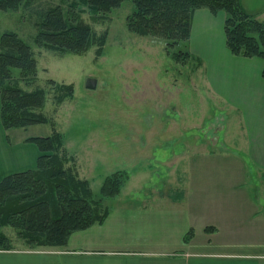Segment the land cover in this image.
<instances>
[{"label": "rangeland", "instance_id": "1", "mask_svg": "<svg viewBox=\"0 0 264 264\" xmlns=\"http://www.w3.org/2000/svg\"><path fill=\"white\" fill-rule=\"evenodd\" d=\"M71 2L27 0L15 12L0 11V37L5 32L16 33L30 45L37 61L34 83L20 82L19 85L26 91L46 90L42 114L53 121V125L39 124L11 130L7 132L11 140L47 137L56 130L63 135L67 152L75 158L80 178L89 182L96 195L107 176L117 171L126 172L128 180L119 199L104 202L108 209L119 201H127L134 192L155 190L178 196L185 194L186 159L195 162L193 169L189 168L186 173V177L195 173V189L199 187L202 192L212 195L223 192L227 185L226 182L221 184L220 180L215 184V166L223 163V168H231V161L236 163L232 159L237 157L234 155L242 146L238 129L243 136V122L238 112L225 107L212 94L206 71L196 70L195 63L185 66L175 63L166 55L162 41L129 33L126 18L133 11L131 1L123 2L106 17L95 20L79 2L77 9L83 11L84 22L96 35H107L100 58L96 59V47L82 56L64 57L40 49L34 42L38 32L35 23L40 14L51 6L66 8ZM241 2L249 15L264 22V0ZM218 15L217 22L222 24L225 16L223 13ZM210 36L215 47L223 46V37L220 39L218 32ZM206 46L203 47L206 49ZM91 78L96 80L94 90L85 86ZM48 80L72 84L73 97L56 104L55 92ZM224 126L226 131L219 133L214 148L211 133L215 134ZM244 168L241 188L248 196L236 197L239 216H232L230 224L237 218L245 220L246 224L242 227L234 224L232 230L245 228L250 240L263 242L253 251L264 254V208L255 206L252 217L245 215L258 201L255 197L258 178L253 177L249 165ZM222 203L224 207H230L225 201ZM0 232L9 246V250L1 251L50 252L59 249L29 247L11 226L1 227Z\"/></svg>", "mask_w": 264, "mask_h": 264}, {"label": "trees", "instance_id": "2", "mask_svg": "<svg viewBox=\"0 0 264 264\" xmlns=\"http://www.w3.org/2000/svg\"><path fill=\"white\" fill-rule=\"evenodd\" d=\"M131 1L133 11L126 18L129 33L162 41L166 55L185 66L202 65L191 54L189 40L194 12L205 9L213 15L224 14L223 34L228 52L238 58H257L263 62L264 22L249 15L242 0H72L68 7L51 6L40 14L34 39L40 49L60 57L82 56L96 47V59L104 53L106 34L96 35L81 17L79 2L95 20L104 18L123 2ZM27 0H0V11H17ZM17 70L18 75L14 74ZM37 77V61L29 44L14 32L0 37V124L9 132L39 124H52L42 114L47 99L43 89L26 91L20 82L32 84ZM54 100L61 104L74 94L72 84L48 80ZM34 144L39 156L34 169L9 174L0 180V228L11 226L29 247L63 248L76 232L105 221L109 209L104 202L115 199L128 180L117 171L107 176L97 195L87 180L80 178L76 161L56 130L47 137L25 140ZM207 230V229H206ZM192 236L190 231L187 242ZM9 250L0 232V251Z\"/></svg>", "mask_w": 264, "mask_h": 264}, {"label": "crops", "instance_id": "3", "mask_svg": "<svg viewBox=\"0 0 264 264\" xmlns=\"http://www.w3.org/2000/svg\"><path fill=\"white\" fill-rule=\"evenodd\" d=\"M216 16L205 9L194 12L189 50L201 60L197 70L206 71L212 94L225 107L238 112L243 122V136L238 129L242 146L240 150L236 147L238 154L232 159L236 163L231 161V168H223V163L215 166V184L220 180L227 185L223 192L212 195L195 189V173L186 177L195 162L186 159L185 194L134 192L127 201L115 203L103 223L72 234L64 248L50 252L0 251V264H264V254L253 251L263 242L249 239L245 228H241L245 220L237 218L230 224L232 216H239L236 197L248 196L241 188V174L247 165L258 178L259 188L255 192L256 205L245 215L252 217L255 206L264 208L263 62L232 56L222 35L224 18L221 24ZM213 32L223 37L222 47H215L210 38ZM224 129L211 133L214 148ZM28 138L13 142L0 124V180L35 168L39 151L25 142ZM120 196L121 192L114 200ZM222 201L230 207H224ZM234 224L240 229L233 231ZM190 231L192 236L185 242Z\"/></svg>", "mask_w": 264, "mask_h": 264}, {"label": "water", "instance_id": "4", "mask_svg": "<svg viewBox=\"0 0 264 264\" xmlns=\"http://www.w3.org/2000/svg\"><path fill=\"white\" fill-rule=\"evenodd\" d=\"M86 88L88 90H94L96 88V80L91 78L86 81Z\"/></svg>", "mask_w": 264, "mask_h": 264}]
</instances>
